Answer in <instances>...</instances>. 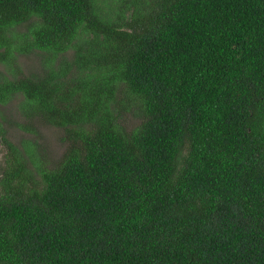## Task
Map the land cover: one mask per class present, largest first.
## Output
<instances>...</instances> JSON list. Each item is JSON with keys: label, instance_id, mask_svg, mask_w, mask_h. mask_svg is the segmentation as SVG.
Wrapping results in <instances>:
<instances>
[{"label": "trees", "instance_id": "obj_1", "mask_svg": "<svg viewBox=\"0 0 264 264\" xmlns=\"http://www.w3.org/2000/svg\"><path fill=\"white\" fill-rule=\"evenodd\" d=\"M0 64L66 144L0 113V264H264V0H0Z\"/></svg>", "mask_w": 264, "mask_h": 264}, {"label": "rangeland", "instance_id": "obj_2", "mask_svg": "<svg viewBox=\"0 0 264 264\" xmlns=\"http://www.w3.org/2000/svg\"><path fill=\"white\" fill-rule=\"evenodd\" d=\"M18 63L25 74L37 73L40 71L41 58L37 54L18 55ZM7 67L0 64V72L6 74ZM19 100L14 99L8 105H0V113L7 120L2 122L4 128H7L9 138L18 145L22 141H30L34 150L42 154L47 161L57 160L66 150V144L62 141V130L50 125L38 127V132H26L18 127V123H25L26 119L18 110ZM1 121V120H0ZM3 148L0 144V164L3 158Z\"/></svg>", "mask_w": 264, "mask_h": 264}]
</instances>
